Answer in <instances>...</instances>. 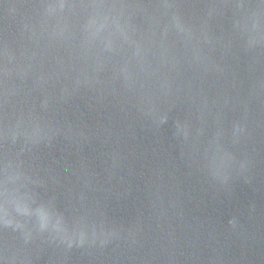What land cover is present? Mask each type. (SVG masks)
Returning a JSON list of instances; mask_svg holds the SVG:
<instances>
[{"label":"water","instance_id":"obj_1","mask_svg":"<svg viewBox=\"0 0 264 264\" xmlns=\"http://www.w3.org/2000/svg\"><path fill=\"white\" fill-rule=\"evenodd\" d=\"M0 264H264V0H0Z\"/></svg>","mask_w":264,"mask_h":264}]
</instances>
